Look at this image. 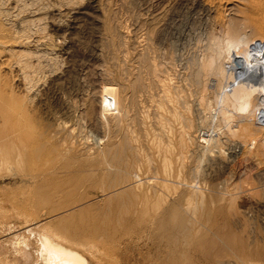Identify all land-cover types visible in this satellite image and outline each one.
<instances>
[{
    "label": "rangeland",
    "instance_id": "374dc122",
    "mask_svg": "<svg viewBox=\"0 0 264 264\" xmlns=\"http://www.w3.org/2000/svg\"><path fill=\"white\" fill-rule=\"evenodd\" d=\"M251 2L0 0L19 64L0 68V264H51L45 240L85 264H264V147L223 126L201 68Z\"/></svg>",
    "mask_w": 264,
    "mask_h": 264
},
{
    "label": "bare ground",
    "instance_id": "6f19581e",
    "mask_svg": "<svg viewBox=\"0 0 264 264\" xmlns=\"http://www.w3.org/2000/svg\"><path fill=\"white\" fill-rule=\"evenodd\" d=\"M251 1L253 2V3L251 2L252 3V5H251L252 11H251V9H248V10H250L251 13L253 12L255 15L254 16L251 14L252 16H249L252 18L254 16V19L251 20V23H252L251 30H250V27H249L248 31H246V32H243V30H242V25L247 20H242L243 18H241V20L244 21L243 23L242 22L240 23L237 19L231 20L230 27L228 28L224 42L222 43V45L220 47H218V51L216 52V54H214V55L211 54L210 56H208V54H207L208 59L206 58L207 60L205 61V64H204V61L202 59L204 66H201V68L203 67L207 72L214 74L215 77L216 76L220 77L221 80L224 81L223 87H222V89H220L221 90L220 94H219V96H217L216 101H214V105L216 104L215 106H218V107H216L218 109H216L217 112L215 114H217L220 122L223 123V126L228 130V132L230 134H232L233 136H238L239 138H242V139L243 138L244 139L254 138L255 136L260 137V140H261L260 142L262 143V146L264 147V45L257 43V41H255L254 43L251 42V38L255 35H259V36L264 38V0H254V1L251 0ZM2 2H3V0H2ZM14 4L16 5V2ZM248 4L250 6V3H248ZM12 8L13 9H11V10H15L14 7H12ZM2 12L3 11L0 10V17L2 15ZM3 15H5V13ZM7 15L8 14H6L5 17H7ZM11 17H13V19H17V13H15V15H12ZM13 19H11V20H13ZM250 19L251 18H249L248 20H250ZM247 26L248 25H246V27ZM16 28H17V25H16ZM24 30H25V28H24ZM247 32H251V33H247ZM13 43H15V44L17 43V31H13L12 33L10 32L9 34H7L1 28V24H0V47L3 48L2 49L3 52L0 51V53L1 54L6 53V55L8 53V54H10V58H12L13 55L15 56V60L14 59L11 60L8 57L4 60H1L0 61V68H1V66L2 67L8 66L10 68L9 70L13 69L16 72V78H17V68H18L17 67V64H18V62H17V51H15L16 49H14L17 46ZM211 51H213V50H211ZM220 54H223L226 59H223L222 63L223 62L224 63L223 64L221 63L222 64L221 66L220 65L216 66V63H215L216 58ZM30 66H31V64H30ZM24 67H25V65H24ZM21 71H19L20 74H21ZM27 75H28V73H26V76H24V78L25 77L27 78ZM19 76H21V75H19ZM26 78H25V80H26ZM28 79L29 78H27V80ZM16 80H18V79H16ZM220 82H222V81H220ZM10 93H12V92L10 91ZM116 95L117 94L115 93V88L113 86L108 85V86H104L102 88L101 100H106L105 105H107V106H105V105L104 106L107 107V109H106V110H108L107 112H109V111L112 112L114 110L112 108L114 107V105L117 102V96ZM8 98H10V97H8ZM103 104L104 103H102V105ZM229 110L233 111L235 116L239 117V118L235 119V117L233 115L228 113ZM110 115H111V113H110ZM217 119L218 118H216V120ZM210 121H211V119H210ZM233 123L235 124L234 126H232ZM203 136L202 137L199 136L200 138L198 137L199 142L202 144L208 145L209 141L212 139V136L205 135L204 136L205 138H203ZM208 138H210V139H208ZM108 157L109 158L111 157L110 160L112 159L113 161L116 159V161H114V165L118 164L119 158L117 159V157L115 155H109ZM162 160H163V158H162ZM115 162H117V163H115ZM107 163L110 164V162H108V160H107ZM70 166H71L70 164H63L60 166L61 167L60 169L67 170V168H69ZM196 170L199 171V169H196ZM193 181H195V180H193ZM60 185H40V186H38L35 189V193H34L36 195V197L38 198L36 200V202H41L43 204L48 203L50 197L53 194H55L57 192H61V191H59L61 188ZM192 187L194 188V185H192ZM113 210H115V212H116L117 209H113ZM105 222L107 223V221H105ZM87 225L88 224L85 225L83 223H80L78 225L77 229L80 232H84V233H87L89 235H90V233H91V235L92 234L94 235L95 233L98 232V231L95 233L92 232L95 229L97 230L96 225H94V227H96V228H93V226H90L93 228V230L92 229L90 230L88 228L89 225L88 226ZM98 227H99L98 228L99 231L105 230L104 227H103L104 228L103 230H102V228H100L101 226H98ZM106 228H107V226H106ZM45 242L46 243H42L43 244L42 249L45 248L44 251L46 250L47 259L49 261H51V264H85L84 261H82V259L80 260L79 257L75 256L73 253H68V252L62 251V248L56 247L52 243L51 244L48 243L47 240H45ZM58 249H61V250H58ZM46 253H45V255H46ZM49 261L46 263H49Z\"/></svg>",
    "mask_w": 264,
    "mask_h": 264
}]
</instances>
